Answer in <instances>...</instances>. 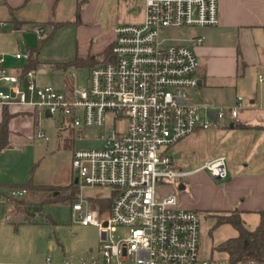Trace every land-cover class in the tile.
I'll list each match as a JSON object with an SVG mask.
<instances>
[{"label":"built area","instance_id":"built-area-1","mask_svg":"<svg viewBox=\"0 0 264 264\" xmlns=\"http://www.w3.org/2000/svg\"><path fill=\"white\" fill-rule=\"evenodd\" d=\"M145 4L142 22L114 28L109 57L80 66L88 70L84 84L76 82L77 71L70 67L62 90L38 86V69L21 75L18 69L11 71L5 55H0V108L17 105L37 111L39 117L49 110L51 116L61 117L64 129L80 138L87 127L101 128V145L75 147L72 155L79 191L72 215L78 223L100 228L99 256L64 263L47 256L39 263L0 264H264L253 258L232 263L227 255L201 257L200 212L183 207L179 196L167 190L168 181L199 170L219 178L229 174L225 154L186 169L171 149L196 131L237 119L243 97L231 106L193 102L189 92L199 85V57L191 45L161 38L164 28L184 32L219 24L220 2L145 0ZM35 32L38 39L45 36L43 26ZM14 56L28 60L29 53L16 51ZM119 121L124 122L122 127ZM35 126V137L43 138L46 132L39 119ZM96 187L110 190V207H103L107 199L84 194ZM27 193L24 186L0 187V207Z\"/></svg>","mask_w":264,"mask_h":264},{"label":"crops","instance_id":"crops-1","mask_svg":"<svg viewBox=\"0 0 264 264\" xmlns=\"http://www.w3.org/2000/svg\"><path fill=\"white\" fill-rule=\"evenodd\" d=\"M121 2L126 8L125 18L135 22L145 19V0H0V55H5L6 65L11 71H16L27 60H18L14 53L23 49L28 51L29 47L37 44V26H43L47 35L55 22H66L57 31L71 26L79 38H86L89 33L101 32L103 28L94 23L100 6L113 4L115 7ZM219 2L221 21L211 25L215 27V36L210 38V43L206 45L203 38L201 42L190 39L195 45L186 42L195 49L200 60L197 72L199 85L192 89L200 91L197 103L231 106L236 104L239 96H243L242 107L237 119H227L216 128L196 131L184 139L182 156H174L182 167L193 169L225 154L229 174L216 182L215 178L219 177L212 176L208 170L191 173L193 189L185 195L187 202L181 205L196 210L208 209L207 214L215 217L214 224L221 215L238 208L247 227L255 229L261 220L260 211L264 209V78H260L263 75L261 71H264V0ZM79 3L82 5L78 16ZM114 34L113 29L112 40ZM97 41L93 38L89 43H79L76 55L100 54L111 43L97 49L94 48ZM38 71L46 72V68L43 66ZM252 71L258 72L257 78H252ZM8 107L16 112L10 121L11 142L23 134L27 125L24 115H29L34 128L35 120L25 112L27 108ZM2 110L0 108V119ZM191 158L198 162H191ZM10 185L13 184L0 182L1 188L22 187ZM186 187L185 184L181 189ZM17 219L21 222L22 215ZM216 227L214 245L238 235V230L231 223L223 222ZM218 251L220 254L223 252Z\"/></svg>","mask_w":264,"mask_h":264},{"label":"rangeland","instance_id":"rangeland-1","mask_svg":"<svg viewBox=\"0 0 264 264\" xmlns=\"http://www.w3.org/2000/svg\"><path fill=\"white\" fill-rule=\"evenodd\" d=\"M125 10L122 2L119 5L117 3L115 7L113 4L101 5L94 23L103 28L101 32L89 33L86 38H79L71 26L56 31L41 48L40 58L44 62L46 72L35 74L36 84L38 86L50 84L62 90L67 69L52 63L72 59L77 53L79 43L80 45L89 43L93 38L98 40L94 48L103 49L112 40L114 27L121 23H138L125 18ZM214 28L213 26H195L188 28L187 33L177 28H164L161 38L195 45V42L190 39L201 37L208 45L210 38L215 36ZM17 51L28 53L25 49ZM74 67L77 71L76 82L84 84L88 75L87 68L72 66L70 69ZM252 73L254 74H251L252 78L253 76L257 78L258 72L252 71ZM261 73L264 75V71ZM189 93L192 101H200L199 90L195 92V89H192ZM32 113L35 114L33 111L28 112L30 115ZM23 118L25 124L27 123L23 134L14 137L8 148L0 150V182L20 186L32 179L41 184L70 186L77 177L72 166L74 148H91L101 145V128L87 127L80 138L77 132L62 127L60 116L41 114L39 123L45 129L46 135L38 138L35 137L34 131L37 126L32 127L29 115L26 114ZM117 125L122 127L124 122L119 121ZM184 139L171 149L177 158L182 156L181 152L185 148ZM191 159V162H198ZM181 181L187 185L186 189L180 188ZM215 181L219 182L221 178H215ZM168 183L167 190L179 196L180 204L187 202L185 195L191 193L193 189V181L190 177L170 180ZM84 194L96 199H107L103 207H110L111 202H108L111 198L110 190L102 187L87 188ZM78 195L77 190V197ZM42 196L41 192H37L34 198L39 199ZM198 211L201 216V257L224 255V252L220 254L218 250L214 251L216 245L213 244V240L218 225L213 223L215 217L208 215V209L201 208ZM6 214L10 215L9 219H6ZM18 215L23 217L21 222L17 219ZM100 245V228L93 224L84 225L76 222L72 215V202L69 199L45 204L42 209H39L36 204H31L26 211H20L12 203L0 207V262L39 263L47 256H50L54 263H64L70 259L90 260L93 256H99Z\"/></svg>","mask_w":264,"mask_h":264},{"label":"trees","instance_id":"trees-1","mask_svg":"<svg viewBox=\"0 0 264 264\" xmlns=\"http://www.w3.org/2000/svg\"><path fill=\"white\" fill-rule=\"evenodd\" d=\"M81 5L82 3H79L78 5V16L80 14ZM65 23L66 22H55L50 33L45 35L43 38H40L35 46L28 48V60L18 66V71L21 75H24L30 69H40L44 66V62L39 58L41 48ZM110 55L111 45L109 44L108 47L100 54H88L86 57L76 55L71 60L53 62L52 64L65 69L72 66H91L98 63L102 57L107 58ZM30 111L33 110L27 109L25 112L28 113ZM33 112H35L36 115L33 113L31 115L34 117L36 125L39 116L37 111ZM14 113L16 112H11L8 106L3 107L2 117L0 119V150L10 146V121L15 115ZM20 186L27 187L28 193L23 197L12 198L10 201V203L15 205L20 211H26L31 204H36L39 209H42V207L48 203L66 199H69L73 203L77 198L78 185L75 181H73L68 187H62L55 184L36 183L30 179L26 184ZM37 192H41L43 194L42 198H34V195H36ZM260 214L261 220L255 229L247 227L241 211L238 208H235L230 214L221 215L217 224L223 222L231 223L238 230V235L227 238L214 248L225 252L232 263H237L238 261L248 258L264 261V209L260 211Z\"/></svg>","mask_w":264,"mask_h":264},{"label":"water","instance_id":"water-1","mask_svg":"<svg viewBox=\"0 0 264 264\" xmlns=\"http://www.w3.org/2000/svg\"><path fill=\"white\" fill-rule=\"evenodd\" d=\"M212 116L215 118L216 117V111H212ZM46 116H51V113L49 110L46 111ZM75 182L77 183L78 182V178L75 179ZM180 188H185V184L184 183H181L180 184Z\"/></svg>","mask_w":264,"mask_h":264}]
</instances>
